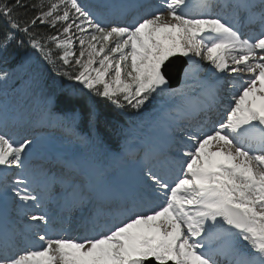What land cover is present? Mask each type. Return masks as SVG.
<instances>
[{"label":"snow or ice","instance_id":"obj_1","mask_svg":"<svg viewBox=\"0 0 264 264\" xmlns=\"http://www.w3.org/2000/svg\"><path fill=\"white\" fill-rule=\"evenodd\" d=\"M191 8L0 0V264H264V0Z\"/></svg>","mask_w":264,"mask_h":264},{"label":"rangeland","instance_id":"obj_2","mask_svg":"<svg viewBox=\"0 0 264 264\" xmlns=\"http://www.w3.org/2000/svg\"><path fill=\"white\" fill-rule=\"evenodd\" d=\"M191 4H192V8L191 10L193 12L196 11V3L197 0H190ZM198 59V58H197ZM202 66L207 69L210 67L209 63L207 61H201ZM187 79L185 73L183 74V78H182V82H184ZM179 89V88H177ZM220 112H223V108L220 109ZM220 117L218 115H214V119H219ZM43 130H49V129H54V128H58V126H56L54 123H45L43 125H41ZM42 139V150L46 151V149H49V146L51 147V149L47 150V152H68L71 150H66L64 148H62V144L59 146V144L57 142L54 143L51 142V140L49 139V135H41L40 137ZM72 235H83V231L82 230H76L74 229L71 232Z\"/></svg>","mask_w":264,"mask_h":264},{"label":"trees","instance_id":"obj_3","mask_svg":"<svg viewBox=\"0 0 264 264\" xmlns=\"http://www.w3.org/2000/svg\"><path fill=\"white\" fill-rule=\"evenodd\" d=\"M85 2H91V0H85ZM161 97H156L155 99L152 100V102L147 105L144 114L147 116L150 112H152L156 106L157 103L159 104V101L161 100ZM19 100V96H15L13 97L10 102H14V101H18ZM104 110L102 109V112ZM30 133L36 137H40L42 134H47L49 135L50 139L54 140L55 142H61L62 146L67 147L70 146V144L67 142V139L64 137L61 129H51V130H43L42 126H33L29 129ZM53 142V141H52Z\"/></svg>","mask_w":264,"mask_h":264},{"label":"water","instance_id":"obj_4","mask_svg":"<svg viewBox=\"0 0 264 264\" xmlns=\"http://www.w3.org/2000/svg\"><path fill=\"white\" fill-rule=\"evenodd\" d=\"M188 61L185 57H172L170 58V63L167 65L168 76H169V86L171 88H176L180 85L182 74Z\"/></svg>","mask_w":264,"mask_h":264},{"label":"bare ground","instance_id":"obj_5","mask_svg":"<svg viewBox=\"0 0 264 264\" xmlns=\"http://www.w3.org/2000/svg\"><path fill=\"white\" fill-rule=\"evenodd\" d=\"M52 152V151H51Z\"/></svg>","mask_w":264,"mask_h":264}]
</instances>
